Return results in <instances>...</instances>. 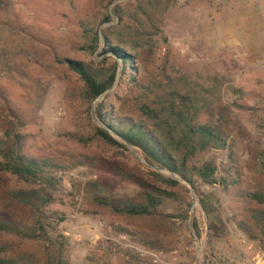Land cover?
I'll return each mask as SVG.
<instances>
[{"label": "rangeland", "instance_id": "obj_1", "mask_svg": "<svg viewBox=\"0 0 264 264\" xmlns=\"http://www.w3.org/2000/svg\"><path fill=\"white\" fill-rule=\"evenodd\" d=\"M115 8L124 19L115 13L111 24L112 15L105 18ZM108 44L131 51L137 67L134 80L129 70L123 74L122 63L118 67L122 83L107 100L115 115L159 123L167 134L193 117L226 135L227 148L204 156L214 157L220 169L232 166L238 182L225 189L197 181L199 192H216L214 213L202 208L198 191L193 206V192L182 181L172 189L177 199L161 206L176 217L119 213L98 201H141L144 188L136 180L154 182L149 170H155L117 135L126 147L97 135L92 108L104 97L89 101L84 81L64 60L107 70L117 60ZM174 93L181 95L176 103ZM142 103L159 109L161 119L143 115L137 109ZM16 115L26 123L23 151L56 165L59 186L44 225L57 246L63 242V262L261 264L264 236L253 239L240 222L259 234L249 218L252 204L241 193L264 186V0H0V135L8 116ZM15 183L0 177V220L24 227L34 218L29 207L9 199ZM194 217L199 239L190 225ZM101 220L111 229L99 228ZM6 241L0 236V244L11 247ZM29 248L37 258L45 255L42 246L20 247Z\"/></svg>", "mask_w": 264, "mask_h": 264}, {"label": "trees", "instance_id": "obj_2", "mask_svg": "<svg viewBox=\"0 0 264 264\" xmlns=\"http://www.w3.org/2000/svg\"><path fill=\"white\" fill-rule=\"evenodd\" d=\"M114 11L122 21L124 18L121 11L118 8H115ZM110 20L111 13L105 18V21ZM94 37L95 42L99 40L98 32ZM106 51L112 52L117 59L107 70L95 67L83 60L64 59L84 81L85 97L89 101L108 91L96 109L97 116L105 125V127L95 126L97 135L107 143L126 147V144L116 137L114 134L116 133L140 148L151 164L171 170L186 178L198 191L202 208L209 215L214 213L219 201L216 192L213 190L199 192L197 181L199 180L202 184L210 187L220 186L225 189L238 182V179L233 177L232 166L220 169L219 163L214 157L206 158L204 156L205 152L214 148H227L226 135L213 124L194 121L193 117H189L183 125L178 123L172 125L170 133L167 134L159 123L153 124V127L145 126L137 123L133 117L128 115H115V104L112 102L108 104L107 100L110 96L109 90L115 87L119 64L122 63L123 74L125 70L131 72L132 80L135 79L137 67L134 54L122 46L110 45ZM121 83L120 80L119 84ZM172 97L176 103L181 95L174 93ZM137 109L149 118L161 119L159 109L152 108L146 103L140 104ZM15 118L16 120H12L8 116V122L3 127L5 133L0 135V177L13 179L17 182L14 187L8 190L9 199L16 204L29 207L34 219L24 227L12 220H0V236H5L7 238L5 244L11 245L9 247L0 244V262L4 264H58L60 261L62 264H68L62 259L63 242L59 240V246H57L58 239L51 237L44 225L45 219L48 218L46 207L56 200L54 192L59 186L60 179L55 174V169H52L56 165L47 159H39L23 151L25 135L21 128L26 123L22 117L16 115ZM149 173L154 178V182H147L140 178L136 180L144 188L141 201H136L131 197H118L111 200L106 198L102 201L98 199V201L111 206L115 212L119 213L176 217L174 212L162 211L161 206L166 199L171 197L177 199L172 189L183 185L182 182L156 170H149ZM241 194L252 204L248 208L249 218L257 227L259 234H255L250 224L245 220L240 222V227L250 233L253 239L261 235L264 236V186ZM178 209L181 211V206ZM53 215L51 217H54ZM182 215L186 219L189 217L186 211ZM58 217L59 221L64 219L62 216ZM192 222L195 231L200 235L197 218L194 217ZM23 244L35 248L42 246L45 255L43 258H37L33 253V248L22 251L20 247ZM53 245L57 247L55 252L50 251V247Z\"/></svg>", "mask_w": 264, "mask_h": 264}, {"label": "water", "instance_id": "obj_3", "mask_svg": "<svg viewBox=\"0 0 264 264\" xmlns=\"http://www.w3.org/2000/svg\"><path fill=\"white\" fill-rule=\"evenodd\" d=\"M117 1H119V0H114V3H116ZM111 15H112V17H113V20L110 22L111 24L112 23H115L116 21H117V17H116V14H115V12H113L112 10H111ZM118 60H120V58H118ZM119 66H120V64H119ZM121 75V71L119 70L118 71V76H117V81H116V84H115V86L119 83V81H120V76ZM114 88V87H113ZM112 88V89H113ZM110 91V90H109ZM108 92V91H107ZM107 92H105V93H103V94H101L100 96H98L94 101H98V100H100V99H102L104 96H105V94L107 93ZM92 115H93V118L101 125V126H104L105 127V125H104V123L98 118V116L96 115V109H95V107L93 106V108H92ZM114 133V132H113ZM115 135H117L121 140H123L128 146H129V148L134 152V154L137 156V158L141 161V162H143L146 166H148V167H150V168H153V169H155L156 171H158V172H160V173H162V174H164V175H166V176H171V177H174V178H176V179H178V180H180V181H182V182H185L186 184H188L189 186H190V188H191V190H192V192H193V206H195L197 203H198V201H197V193H196V189H195V187H194V185L189 181V180H187L186 178H183V177H181V176H179L178 174H176L175 172H173V171H171V170H168V169H164V168H161V167H159V166H156V165H153V164H151L144 156H140L139 154H138V152L136 151V147L133 145V144H131L130 142H128V141H126L125 139H123L122 137H120L118 134H116V133H114ZM190 225H191V227L193 228V225H192V222L190 223ZM193 232H194V235L199 239V235H198V233L195 231V229L193 228Z\"/></svg>", "mask_w": 264, "mask_h": 264}, {"label": "built area", "instance_id": "obj_4", "mask_svg": "<svg viewBox=\"0 0 264 264\" xmlns=\"http://www.w3.org/2000/svg\"><path fill=\"white\" fill-rule=\"evenodd\" d=\"M97 226H98L99 228H103V229H111V226H110L107 222L102 221V220L98 222ZM121 237H122L123 239H128L126 235H122ZM141 251H142V254H146V253H147V252H146L145 250H143V249H142ZM156 260H158V259H156Z\"/></svg>", "mask_w": 264, "mask_h": 264}, {"label": "crops", "instance_id": "obj_5", "mask_svg": "<svg viewBox=\"0 0 264 264\" xmlns=\"http://www.w3.org/2000/svg\"><path fill=\"white\" fill-rule=\"evenodd\" d=\"M259 263L264 264V254L261 256V259L259 260Z\"/></svg>", "mask_w": 264, "mask_h": 264}]
</instances>
